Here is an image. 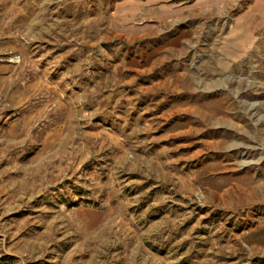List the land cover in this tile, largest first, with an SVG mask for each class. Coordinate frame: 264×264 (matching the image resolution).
Segmentation results:
<instances>
[{"label":"rangeland","instance_id":"obj_1","mask_svg":"<svg viewBox=\"0 0 264 264\" xmlns=\"http://www.w3.org/2000/svg\"><path fill=\"white\" fill-rule=\"evenodd\" d=\"M0 264H264V0H0Z\"/></svg>","mask_w":264,"mask_h":264},{"label":"bare ground","instance_id":"obj_2","mask_svg":"<svg viewBox=\"0 0 264 264\" xmlns=\"http://www.w3.org/2000/svg\"><path fill=\"white\" fill-rule=\"evenodd\" d=\"M257 71H258L257 69H255V70H254V72H257ZM188 78L190 79L191 77H188ZM254 80H255V81H257V78H256V77H254ZM189 81H190V80H189ZM246 103H247V102H246ZM247 104H248V103H247ZM249 106H251V105H249ZM249 106H248V108H251V107H253V106H251V107H249Z\"/></svg>","mask_w":264,"mask_h":264},{"label":"crops","instance_id":"obj_3","mask_svg":"<svg viewBox=\"0 0 264 264\" xmlns=\"http://www.w3.org/2000/svg\"><path fill=\"white\" fill-rule=\"evenodd\" d=\"M255 66H258V65H255Z\"/></svg>","mask_w":264,"mask_h":264}]
</instances>
